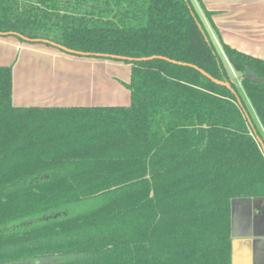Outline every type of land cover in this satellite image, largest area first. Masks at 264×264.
Here are the masks:
<instances>
[{"label":"trees","instance_id":"trees-1","mask_svg":"<svg viewBox=\"0 0 264 264\" xmlns=\"http://www.w3.org/2000/svg\"><path fill=\"white\" fill-rule=\"evenodd\" d=\"M0 34L130 65L129 104L95 106H13L0 66V264H231L264 154L223 58L264 130L263 60L191 0H0Z\"/></svg>","mask_w":264,"mask_h":264},{"label":"crops","instance_id":"crops-1","mask_svg":"<svg viewBox=\"0 0 264 264\" xmlns=\"http://www.w3.org/2000/svg\"><path fill=\"white\" fill-rule=\"evenodd\" d=\"M191 1L218 47L221 41L264 61V0ZM98 60L0 34V66L11 67L13 106L128 105L124 83L130 75L120 79L117 72H102ZM230 223L231 264H264V196L233 198Z\"/></svg>","mask_w":264,"mask_h":264},{"label":"rangeland","instance_id":"rangeland-1","mask_svg":"<svg viewBox=\"0 0 264 264\" xmlns=\"http://www.w3.org/2000/svg\"><path fill=\"white\" fill-rule=\"evenodd\" d=\"M93 57L96 58V59H99L98 61H99V64H100V70L102 72L106 71V72H110V73H113V74H115V72H117L118 74H120V76L117 75L118 78L123 77V76L126 78V77H128L130 75V65L128 63H125V62H123L121 60H113V59L102 57V56H93ZM115 61H116V63H118L119 68L114 67V64H112ZM223 62L225 64V66H226L227 73H228L231 81L238 88V93H239V95L241 97V100L244 102L245 108L247 109V111H248V113H249V115L251 117V120L253 121V124H254V126L256 128V130L261 135V139L264 141V130H263L259 120L257 119V117L255 115V112L252 109L248 99L246 98L245 94L243 93V91L241 90V88L239 86V81H240V77H241L240 73L235 72V71H231V69L228 66L229 64H228V62L226 61L225 58H223ZM108 63H111V66L108 65ZM104 92L106 94L111 93V91L109 89H107V88L104 90ZM99 105H109V104H101L100 103Z\"/></svg>","mask_w":264,"mask_h":264},{"label":"water","instance_id":"water-1","mask_svg":"<svg viewBox=\"0 0 264 264\" xmlns=\"http://www.w3.org/2000/svg\"><path fill=\"white\" fill-rule=\"evenodd\" d=\"M197 24H198V27L201 29L200 24H199V23H197ZM36 40H39V39H36ZM42 41H44V42H50L51 45H54L55 47H57V48H59V49H61V50H63V51L69 52V53L82 54L81 52L75 51V50H73V49H69V48H67V47H65V46H62V45H60V44H56V43L51 42V41H48V40H44V39H42ZM111 57H114V56L111 55ZM153 57H155V56H151V57H147V58H148V59H151V58H153ZM147 58H140V59H147ZM201 72H202L204 75H206L207 77H209V78H210L212 81H214L215 83L226 86V87H227L228 89H230L234 94H236V92H235L234 89L231 87V85H230V83H229L228 81H226V80H218V79H216V78H213V77L210 76L208 73H206V72H204V71H202V70H201ZM243 76H244V78H246V79H250V80H252V81H254V82L264 83V76H263V77H259V76H256V75L253 74V73H250V72H245V73L243 74ZM236 98H237V101H238V103H239V105H240V103H241V102H240V98H239L237 95H236ZM248 121H250V120H248ZM256 139H257V141H258V143H259V145H260V148H261V150H262V152H263V154H264V142H263V140H262L260 137H257Z\"/></svg>","mask_w":264,"mask_h":264}]
</instances>
